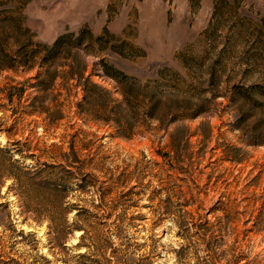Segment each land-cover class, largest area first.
<instances>
[{"label":"rangeland","instance_id":"374dc122","mask_svg":"<svg viewBox=\"0 0 264 264\" xmlns=\"http://www.w3.org/2000/svg\"><path fill=\"white\" fill-rule=\"evenodd\" d=\"M80 30L0 69V264H264V0H0L11 54Z\"/></svg>","mask_w":264,"mask_h":264},{"label":"trees","instance_id":"16d2710c","mask_svg":"<svg viewBox=\"0 0 264 264\" xmlns=\"http://www.w3.org/2000/svg\"><path fill=\"white\" fill-rule=\"evenodd\" d=\"M82 33L83 31L80 30L78 32V34L76 35V39H71V35H65V36H58L56 37L51 43H38L36 45H38L37 47L39 49H29L28 51L25 50L24 52H20L19 50H17V53L11 54V52L8 51L6 45L7 42L5 41V39L0 38V69H9V68H14L15 63L18 65H23L26 66V68H31L32 67V63L33 59H35L36 56L40 55V59L41 62L40 64H46V63H54V60L57 59L58 57H67V58H72L73 53L71 51V47H77L79 44V39L82 37ZM3 39V40H2ZM50 63V64H51ZM52 63V64H53ZM84 68H80L79 70L75 71L74 69H71L70 71H68L67 73L70 75H74L76 74L78 77V80L81 79V91H82V101L83 103L79 104L81 107H84V104L86 103H90V101L92 100V97H95L96 95H100V96H104L107 99L105 100L106 103L104 104H100L101 105V109L106 111V107L108 105L107 101H111V97H110V91L107 90L106 88L102 87L101 85L92 82L89 80V77H85L82 78V72H83ZM103 72L105 75H107L108 77H111L112 79H114L117 84L120 82H123L124 79H119L117 77V75L115 73H113L111 70L109 71L108 69H106V65H103ZM125 78V77H124ZM83 79V80H82ZM122 86V85H121ZM119 93L122 97L121 101L118 103H114L113 105H111L110 110H108L107 112H109V114H114L116 115L115 120H117V122L120 120L121 115L118 113V111L116 110L119 106L120 103H126V106H129L131 108L132 114L136 115V110L137 107H139L141 104L139 103V101H137V97L134 95L129 94L128 90L122 89V87H119ZM133 99H132V98ZM151 97V96H149ZM131 98V99H130ZM153 100V99H151ZM150 102V103H149ZM148 102V108L146 109V111H144V114L148 115V116H155L154 114V109L156 108V101H149ZM104 111V112H105ZM118 113V114H117ZM139 114V113H138ZM104 119L108 120L109 117H105ZM8 175H10L8 173ZM12 178L16 179V176H12L10 175ZM51 194H53V196H56L58 198V194L60 192V189L57 186H53L51 188ZM56 208L58 209V212L60 213V219L55 223L56 225V231H61L60 225L65 223V215H66V208L61 207V201H59L58 198V202L56 201ZM59 227V228H58ZM78 229H81L82 231H84V228L81 227L80 225H77ZM79 255H84V254H79Z\"/></svg>","mask_w":264,"mask_h":264}]
</instances>
